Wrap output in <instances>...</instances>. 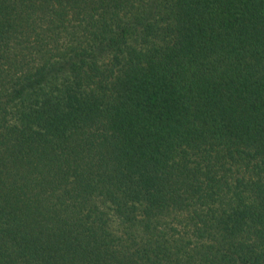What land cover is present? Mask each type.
Wrapping results in <instances>:
<instances>
[{
	"label": "trees",
	"instance_id": "trees-1",
	"mask_svg": "<svg viewBox=\"0 0 264 264\" xmlns=\"http://www.w3.org/2000/svg\"><path fill=\"white\" fill-rule=\"evenodd\" d=\"M0 264H264V0H0Z\"/></svg>",
	"mask_w": 264,
	"mask_h": 264
}]
</instances>
